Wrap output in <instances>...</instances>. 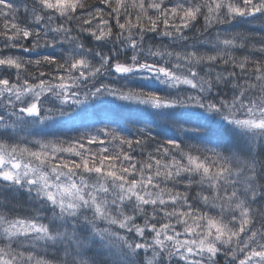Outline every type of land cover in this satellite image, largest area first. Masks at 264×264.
Returning a JSON list of instances; mask_svg holds the SVG:
<instances>
[{
	"label": "snow or ice",
	"instance_id": "obj_1",
	"mask_svg": "<svg viewBox=\"0 0 264 264\" xmlns=\"http://www.w3.org/2000/svg\"><path fill=\"white\" fill-rule=\"evenodd\" d=\"M0 264H264V0H0Z\"/></svg>",
	"mask_w": 264,
	"mask_h": 264
},
{
	"label": "trees",
	"instance_id": "obj_2",
	"mask_svg": "<svg viewBox=\"0 0 264 264\" xmlns=\"http://www.w3.org/2000/svg\"><path fill=\"white\" fill-rule=\"evenodd\" d=\"M72 134H74V133H72Z\"/></svg>",
	"mask_w": 264,
	"mask_h": 264
}]
</instances>
